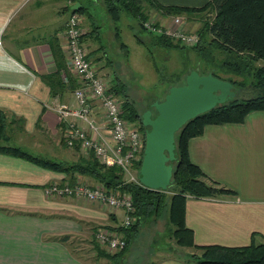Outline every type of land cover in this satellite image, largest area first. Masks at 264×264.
Segmentation results:
<instances>
[{
    "label": "crops",
    "instance_id": "crops-1",
    "mask_svg": "<svg viewBox=\"0 0 264 264\" xmlns=\"http://www.w3.org/2000/svg\"><path fill=\"white\" fill-rule=\"evenodd\" d=\"M51 1L54 0H0V122L3 119L5 123L0 128V145L75 164L88 157V152L80 147H67L65 138L71 131V119L60 117L56 107H78L74 91L81 81L67 63L71 78L67 77V71L59 69L51 42L56 37L65 51L63 31L76 3L88 8L87 14L78 15L83 27L90 31L92 21H97L93 4L99 3L102 11V1L63 0L57 7ZM157 1L165 6L201 7L212 0ZM48 11L51 15L45 19ZM55 17L62 21L56 23ZM128 22H132L127 25L136 37L131 27H136L134 20ZM110 23L114 29L116 24ZM99 41L98 34L89 32L82 43L104 74L110 64L104 61L106 56ZM112 41L118 42L120 50L127 47L121 39ZM92 118L100 125L105 124L97 103ZM103 133L110 140L109 132L104 129ZM46 145L52 148L51 154L45 152ZM188 149L192 162L208 178L236 192L221 198L188 197L185 221L193 231L195 243L240 247L253 241L263 242L264 111L251 112L239 124L207 125L201 135L190 139ZM67 180L65 173L0 152V264H85L69 242L55 237L80 233L82 220L114 227L120 223L123 210L110 211L107 206L82 204L73 198L46 196L47 186ZM77 180L96 182L86 175H78ZM159 264L188 263L165 257Z\"/></svg>",
    "mask_w": 264,
    "mask_h": 264
},
{
    "label": "trees",
    "instance_id": "trees-1",
    "mask_svg": "<svg viewBox=\"0 0 264 264\" xmlns=\"http://www.w3.org/2000/svg\"><path fill=\"white\" fill-rule=\"evenodd\" d=\"M74 1L76 0H72V2ZM101 1L102 13L107 21L116 24L126 14L127 17L137 21V27L131 25L133 30L147 32L158 46L166 49L184 46L165 35L148 31L144 27V23L152 14L149 12L155 11L168 16L187 14L188 18H192L194 15L204 17L208 11L216 13L215 20L211 24L204 21V26L198 33L200 37L206 34V38L208 34L213 35L214 39L210 44L218 49L221 54L224 53L226 57L219 61L214 57L208 59L201 43L195 49L206 61V64L211 65L207 74L211 73L222 81L232 83L236 88L241 89V93L247 89L248 95L241 100L236 97L223 105L200 114L188 121L176 134L175 153L177 157L170 162L173 167V175L169 188H172L173 193L169 198L167 215L169 222L174 226L172 234L177 244L195 248L199 252L193 253L185 259L181 256L174 258L182 259L188 264H264V241L261 243L253 241L250 245L240 247L199 246L194 241L193 231L186 225L185 221L188 197L221 198L225 195L236 194L233 189L208 178L200 167L192 162L188 144L191 138L201 135L207 125L239 124L243 123L251 112L264 111V64H259L260 61L264 63V0H212L201 7L165 6L157 0ZM86 10L88 11V8L85 6H81L79 9H71L72 13L76 14L82 12L87 14ZM158 23L156 25H159ZM92 24L93 27H90L89 32L99 35L101 24H95L93 21ZM105 35L110 41L120 39L117 26L106 32ZM135 35L140 43L148 41V39H141L142 37L136 32ZM205 39L202 38V42ZM122 45L125 46L124 43ZM100 46L103 49V54H106L105 45L100 44ZM51 48L56 64L60 65L59 69L67 71L65 66L66 63L68 66L67 56L56 37L52 39ZM110 63L109 61L108 64ZM205 69L200 70L202 75L206 74ZM221 73L227 76H222ZM55 76L62 80L59 74ZM67 77L71 78L68 71ZM109 82V91L121 98L123 117L136 124L145 138L142 123L143 113L138 111L136 104L129 97L127 85L117 76ZM4 125L2 119L0 128ZM0 152L17 155L34 161L46 169L65 173L68 176L67 181L72 184L77 182L78 175H86L110 191L127 192L132 195L135 207V223L127 229H118L126 236V247L112 254L100 249L97 251L100 258L110 257L113 260L123 257L142 220L160 214L165 206L166 192L151 190L136 182L125 181L119 167L103 165L94 153H89L88 157L82 158L80 162L75 164H65L61 161L34 156L19 147L0 145ZM141 163L142 160L137 165L138 169H140ZM80 222L83 224L82 221ZM69 238V235L55 237L56 240L63 243L68 242Z\"/></svg>",
    "mask_w": 264,
    "mask_h": 264
},
{
    "label": "rangeland",
    "instance_id": "rangeland-1",
    "mask_svg": "<svg viewBox=\"0 0 264 264\" xmlns=\"http://www.w3.org/2000/svg\"><path fill=\"white\" fill-rule=\"evenodd\" d=\"M62 3L63 0L51 1L53 7H57ZM93 5L95 6L93 15L95 20H97L94 23L101 24L100 31L104 32L103 34H99V44H103L106 47V58L104 61L107 63L109 61L111 62L104 74L101 73L100 69L97 67L99 75L103 76L107 82L111 81V79L115 76L121 78V80L125 82L124 84L128 86V95L134 101L140 113L150 110L152 112V117H155L157 115V111L152 104L155 102H162L171 87L184 84V82H186L187 75H189L191 71L197 70L200 73V70L206 68L204 72L206 73L205 75H207V72L211 69V65H207L206 61L202 59V56H200L199 52L195 49V47L200 45V43L203 44L208 59L214 57L217 61H219L226 57L224 53L221 54L218 49L210 44L214 38L213 35L211 36L209 34L207 38L206 34L200 37L199 43L194 46L182 45L184 47L166 49L158 46L155 40H152V36L147 32H139L136 31L137 29L133 30L142 37H146L144 40H147V38L150 40V42L147 41L148 43L146 44H140L136 40V37L133 36V32L130 27L127 25V23L131 24L132 22H128L131 18L127 17L126 14L123 15L120 22L116 23V26L121 33L120 39L127 44V47L120 50L118 48V42L110 41V39L105 35L106 32L111 30L113 26L109 20H106L102 11H100L99 3H94ZM53 7L50 6V10ZM149 13L152 14L148 20L153 21V23L159 22V25H165L163 23L168 22L165 26L167 27L170 25V21H172L173 17H178L182 21L183 27L187 28L189 31H195L197 33L201 31V28L204 26V21L211 24L216 17V13L213 11L206 12L204 17L194 15L192 18H188L187 14L168 16L155 11ZM50 15L51 13L48 11L45 14V19H47ZM64 19L66 20L67 17H64ZM55 20L56 23L62 21L58 20V17H55ZM133 23L136 27L138 26L137 21H134ZM88 32L89 30L85 29L84 36ZM202 38H206L205 41L202 42ZM259 64L264 63L260 61ZM221 75L227 76L223 73H221ZM247 91L248 90L245 89L243 93H240L237 96L238 99L241 100L246 98L248 95ZM44 148L45 152H49L51 154L52 148H50L49 145H46ZM63 150H65V148H63ZM89 153L90 152H88V155ZM78 181L85 184L84 181L77 180V182ZM65 182L68 181H64L62 183ZM86 184L91 186L102 185L98 182H95V184L86 182ZM164 192H166L167 197L165 200V206L161 210L160 214L142 220L137 233L133 235L130 245L123 257H118L113 260L110 259V257L100 258L97 252L100 249L111 254L114 252L117 253L118 251L110 250L105 245H101V243L97 240V234L100 229H109V231L116 232H119V228L126 229L122 227L124 213L122 218L119 220L120 223L115 227L101 225L95 222L92 223L88 220H82L83 224L81 225L82 230L80 233L65 234L70 237L68 240L70 245L69 247L72 250H76L77 254L82 257L85 264H159L160 260L165 257L181 256L185 259L190 257L193 253H198L199 251L195 248L178 245L173 237L172 233L174 226L169 222L167 215L169 198L173 191L171 187H168ZM60 199L63 200L67 198L62 197ZM76 200L81 201L82 204L90 203L107 206L110 211H116V209H113L106 204L95 203L85 199ZM64 212L67 213V211Z\"/></svg>",
    "mask_w": 264,
    "mask_h": 264
},
{
    "label": "built area",
    "instance_id": "built-area-1",
    "mask_svg": "<svg viewBox=\"0 0 264 264\" xmlns=\"http://www.w3.org/2000/svg\"><path fill=\"white\" fill-rule=\"evenodd\" d=\"M170 25H156L146 21L144 27L153 33L172 38L181 45L194 46L199 43L200 35L183 27L178 17H173ZM85 29L78 14L71 13L63 34L68 68L75 73L81 85L74 91L78 107H56L62 118H70V127L66 135L67 147L80 146L86 152L94 153L98 160L106 166L121 169L127 182H139L138 163L142 160L145 138L136 124L123 117L122 102L119 97L109 91V83L99 75L98 69L91 60L87 48L82 43ZM103 112L104 125L92 118L95 104ZM109 132V138L103 133ZM45 193L50 198L85 199L95 203L106 204L116 210H123V228H129L135 221V207L130 193L110 191L103 185L91 186L76 182L74 184L52 183L46 187ZM97 240L110 250H122L126 247V236L121 232L100 229Z\"/></svg>",
    "mask_w": 264,
    "mask_h": 264
},
{
    "label": "water",
    "instance_id": "water-1",
    "mask_svg": "<svg viewBox=\"0 0 264 264\" xmlns=\"http://www.w3.org/2000/svg\"><path fill=\"white\" fill-rule=\"evenodd\" d=\"M76 3L72 9H79ZM241 89L228 81L191 71L186 82L169 89L162 102L153 106L157 115L147 110L142 115L145 147L139 169L141 185L151 190L165 191L171 185L176 159V134L190 120L236 98Z\"/></svg>",
    "mask_w": 264,
    "mask_h": 264
}]
</instances>
